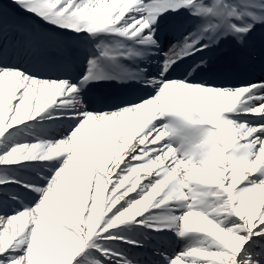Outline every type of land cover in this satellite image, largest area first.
<instances>
[{"label":"snow or ice","instance_id":"snow-or-ice-1","mask_svg":"<svg viewBox=\"0 0 264 264\" xmlns=\"http://www.w3.org/2000/svg\"><path fill=\"white\" fill-rule=\"evenodd\" d=\"M0 264H264V0H0Z\"/></svg>","mask_w":264,"mask_h":264}]
</instances>
